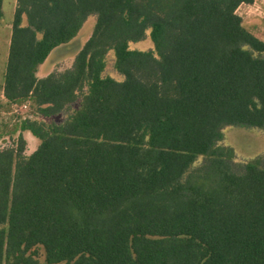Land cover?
<instances>
[{
  "label": "trees",
  "instance_id": "16d2710c",
  "mask_svg": "<svg viewBox=\"0 0 264 264\" xmlns=\"http://www.w3.org/2000/svg\"><path fill=\"white\" fill-rule=\"evenodd\" d=\"M253 1L15 0L4 97L79 103L22 122L29 154L22 133L0 149V264H41L38 244L47 264H264V159L216 144L264 127V39L236 11ZM91 14L71 66L37 76Z\"/></svg>",
  "mask_w": 264,
  "mask_h": 264
},
{
  "label": "rangeland",
  "instance_id": "374dc122",
  "mask_svg": "<svg viewBox=\"0 0 264 264\" xmlns=\"http://www.w3.org/2000/svg\"><path fill=\"white\" fill-rule=\"evenodd\" d=\"M14 5L15 0H2V17L0 21V149L5 146H15L19 133H22L26 140L24 153L29 154L36 148L38 139L28 130L21 131L22 122L25 119H36L47 123L62 121L70 112L78 107L79 99L71 103L65 112L50 117L38 114L34 104L29 99L19 102H9L6 100L2 93V83ZM239 12L242 15L243 25L245 27L249 25L255 26L258 29L259 36L264 38V0H258L254 6H243L239 9ZM95 18L94 14L89 15L82 27L69 42L55 47L49 53L47 62L43 64L41 70L49 73L52 70H63L70 67L75 54L91 34ZM128 46L129 48L140 50L153 49L148 32L141 39L129 42ZM102 74L109 75L115 79L122 78L121 74L115 69L112 51H109L105 56V66ZM216 144L222 147H231L233 150V160L236 162L244 163L258 158L264 159V127L225 124L222 127V136L217 140ZM28 252L41 264H47L42 245H35Z\"/></svg>",
  "mask_w": 264,
  "mask_h": 264
},
{
  "label": "crops",
  "instance_id": "0c3cea01",
  "mask_svg": "<svg viewBox=\"0 0 264 264\" xmlns=\"http://www.w3.org/2000/svg\"><path fill=\"white\" fill-rule=\"evenodd\" d=\"M257 1L258 0H254L252 3H241L238 7H237V13L242 17V15H241V13L239 12V9H241L243 6H254V5H256V3H257ZM15 6V5H14ZM242 24H243V22H242ZM245 28H247L250 32H252L254 35H256L257 37H259V38H261V39H264V38H262V37H260L259 36V34H258V29H256L255 28V26H253V25H249V26H247V27H245ZM48 57V56H47ZM46 62H47V58L44 60V62L43 63H41L39 66H38V69H37V72H36V74H37V76H44V75H46L47 73L46 72H43L42 70H41V67L43 66V64H46ZM46 71V70H45Z\"/></svg>",
  "mask_w": 264,
  "mask_h": 264
}]
</instances>
